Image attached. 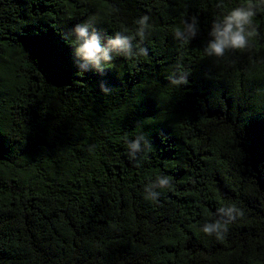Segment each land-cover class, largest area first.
Wrapping results in <instances>:
<instances>
[{
    "label": "trees",
    "instance_id": "trees-1",
    "mask_svg": "<svg viewBox=\"0 0 264 264\" xmlns=\"http://www.w3.org/2000/svg\"><path fill=\"white\" fill-rule=\"evenodd\" d=\"M247 2L0 0V264H264L259 0L247 49L204 51L213 21ZM193 16L196 35L177 40ZM79 23L147 55L84 64ZM178 67L186 85L169 83ZM233 204L244 215L224 239L202 232Z\"/></svg>",
    "mask_w": 264,
    "mask_h": 264
},
{
    "label": "clouds",
    "instance_id": "clouds-1",
    "mask_svg": "<svg viewBox=\"0 0 264 264\" xmlns=\"http://www.w3.org/2000/svg\"><path fill=\"white\" fill-rule=\"evenodd\" d=\"M260 6H264V0H259ZM257 4L253 0H248L246 5H241L232 8L221 19L213 21L211 24V30L208 35L211 37L208 40L204 51L206 55L210 57L223 58L226 53L242 51L249 47L250 38L258 35L256 26L254 24V18L256 17ZM150 17L147 15L141 16L136 23L139 27L136 30L135 35H138L143 39L145 30L150 27L148 24ZM88 23L76 24L73 28L75 39L73 43L75 45V55L84 61V64H91L99 71L104 70V66L107 63H111L113 57L109 54L110 51L115 50L117 55H123L125 58H132L134 56H146L147 49L140 48L139 54L132 53L130 40L133 36L124 35L121 32H116L114 38L108 41V46H102L98 36L93 32L88 34ZM198 29V20L195 16L189 20L183 21L182 28H177L174 32V37L177 40L187 43L188 37L195 36ZM104 62L102 64L101 62ZM83 68L84 65L82 64ZM177 71L180 72L178 78L173 79L175 73L170 76L169 83L173 86L181 84L186 85L188 80L186 77L189 75L187 71H182L179 67ZM103 91H107L103 89ZM131 151H140L139 138L137 141L131 143L129 146ZM150 148V146H149ZM168 177H159L157 182L151 187L167 188L170 187ZM159 193L153 191L145 198L149 200H156ZM218 212L222 214L223 219H218L213 223H205L202 227V232L208 236H215L217 240L225 238L228 232V225L233 223L237 218L243 217V210L236 207L234 204L228 207H221Z\"/></svg>",
    "mask_w": 264,
    "mask_h": 264
}]
</instances>
